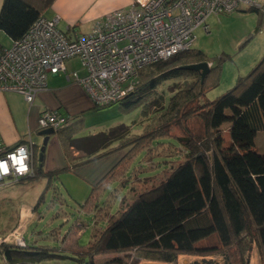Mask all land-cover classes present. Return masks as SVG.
Instances as JSON below:
<instances>
[{"label":"trees","instance_id":"trees-1","mask_svg":"<svg viewBox=\"0 0 264 264\" xmlns=\"http://www.w3.org/2000/svg\"><path fill=\"white\" fill-rule=\"evenodd\" d=\"M52 1L2 0L0 32L11 41L20 39ZM262 7H249L258 14L257 30L264 23ZM229 56L222 52L210 59L202 50L189 49L142 67L134 90L116 102L125 110L143 106L141 114L149 122L141 135L129 134L128 126L118 124L75 137L78 115L56 131L68 160H76L75 166L118 149L128 148L130 152L147 147V141L156 136L172 137L169 132L173 126L185 132L172 137L186 152L184 159L159 183L123 203L119 215L93 233L86 245L75 244L71 259L84 264H136L140 259L175 264L180 254L220 253L223 264H249L248 252L253 244L264 251V153L254 149L257 133L264 131V56L247 74L238 76L225 93L213 100L204 99L206 90L218 81L224 57ZM202 61L210 63L202 82L198 71L180 68ZM179 79H184L180 85L176 82ZM162 84L176 87L167 101L163 99L161 106L151 111L153 102L161 98L156 92ZM190 118L197 122L196 128L188 127ZM224 128L228 133L226 143L221 134ZM68 129L72 135L61 137ZM75 151L83 154L80 160L72 157ZM117 166L92 185L84 203L87 210L97 207L100 186L105 184L106 188L120 178ZM60 171L44 172L34 161L33 174L16 183L45 177L49 184ZM106 254L123 256L97 262ZM0 255L7 264H38L66 257L49 247L27 246L26 241L21 247L4 240L0 241ZM231 255L235 261L229 259ZM192 264L214 262L204 259Z\"/></svg>","mask_w":264,"mask_h":264},{"label":"rangeland","instance_id":"rangeland-1","mask_svg":"<svg viewBox=\"0 0 264 264\" xmlns=\"http://www.w3.org/2000/svg\"><path fill=\"white\" fill-rule=\"evenodd\" d=\"M100 4L101 2L97 0V2H92L91 6L97 8ZM219 26L220 28L214 25L210 33H206L202 27H198L195 30V40L191 46L192 50H203L210 59L215 58V54H220L223 51L230 55L224 57L219 67L218 81L204 94V99L208 100H213L225 93L234 85L232 83L235 82L238 75H245L251 70L255 58L257 60L264 55V44L258 41V35H254L249 43L242 44L243 40L234 46L235 39L241 33L243 25L229 23L223 19ZM0 43L5 47L10 45L9 37L3 32L0 33ZM187 81L189 82L190 79ZM176 82L180 85L184 79H179ZM175 87L176 84L171 87L165 84L160 85L157 88L156 96L161 98L153 102L151 111L159 108L163 99L167 101ZM148 100L150 99H146V101ZM122 107L121 103H114L88 112L83 123H77L78 130L83 127L81 132L74 136L94 134L118 124L128 126L129 134L141 135L149 122V119L143 118L141 114L143 106L137 105L128 110L122 109ZM111 121L112 123L109 124ZM108 124L110 126H105ZM187 125L192 129L196 128L198 124L190 118ZM184 134V130L177 126L171 127L169 132L170 136L176 138ZM221 134L226 143L228 140L226 128ZM69 135H72L70 129L63 131L61 137L66 139ZM172 137L150 138L147 141V147H136L130 152L128 148L119 149L123 151L118 159L116 169L120 178L109 183L106 188L103 184L97 189L98 203L97 207L92 210H87V206L84 205L90 188L88 189L80 182L79 176L73 171L76 164L75 159H71L67 165L68 168L58 172L49 184L45 177H39L26 185L0 183V241L10 240L12 237L14 240L17 238L19 242H22L21 235L27 246L49 247L55 253L66 256L38 264H84L81 260L71 259V256L74 255L72 248L76 245H86L91 239V232L97 234L106 227L109 220L119 215L123 203L129 201L140 191L159 183L173 166L184 159L186 152L182 150V147H178L177 140ZM37 138L39 139L40 136ZM254 149L259 153H264V131L257 133ZM36 159L37 156L34 157L35 162ZM3 196L10 197L6 199L7 197ZM24 205H29L30 208H28L26 216L21 218L19 209ZM24 208L26 209V206ZM114 256H123V254H106L99 257L97 262H104ZM204 259L211 260L214 264H223V256L220 253L205 256L180 254L175 264L201 263ZM229 259L235 261L232 255ZM130 262L128 261L127 264ZM248 263L264 264V251L257 249L255 244L248 252ZM0 264H7L2 255H0ZM136 264L172 263L138 260Z\"/></svg>","mask_w":264,"mask_h":264},{"label":"built area","instance_id":"built-area-1","mask_svg":"<svg viewBox=\"0 0 264 264\" xmlns=\"http://www.w3.org/2000/svg\"><path fill=\"white\" fill-rule=\"evenodd\" d=\"M241 5L260 6L257 0H130L129 7L97 18L86 34L61 31L58 17L41 15L20 39L0 46V91L17 92L31 104L49 75L64 73L85 90L93 107L116 103L134 90L142 67L191 49L195 30L207 31L210 15L230 13ZM73 57L83 75L67 72L66 61ZM70 122V116L45 109L37 129L57 131ZM34 146L30 131L12 147L0 140V183H16L33 174ZM20 237L22 242L12 237L4 241L25 246Z\"/></svg>","mask_w":264,"mask_h":264},{"label":"crops","instance_id":"crops-1","mask_svg":"<svg viewBox=\"0 0 264 264\" xmlns=\"http://www.w3.org/2000/svg\"><path fill=\"white\" fill-rule=\"evenodd\" d=\"M99 1L101 4L95 8L91 4L92 2H97V0H53L43 10L42 15L47 19L58 17L57 28L61 31H66L70 28L80 34H86L92 28L94 21L105 14V12L116 8H127L130 5V0ZM257 2L259 5L264 6V0H257ZM1 4L2 0H0V7ZM223 19L229 23L243 25L241 33L235 39L234 46L243 40L242 44L249 43L254 35H258V41L264 44V23H262L258 30L256 29L258 14L249 9L248 6L241 5L236 11L230 13L210 15L206 19L208 26L206 33H210L214 25L220 28L219 25ZM0 45L3 46L1 43ZM259 59H254V65ZM254 65L251 66L253 67ZM66 70L67 72L75 70L80 75L84 74L79 60L75 57L69 58L66 61ZM45 109H53L62 115L70 117L78 115V121L83 123L86 114L95 110V107L92 106L85 90L75 82L67 80L64 73L49 75L46 87L36 94L31 104H28L24 97L17 92L0 91V140L7 146L12 147L20 143L23 136L30 131L31 139L35 144L34 157L37 156L36 165H38V153L42 142V136L38 134L37 119ZM111 123L112 121L109 122V124ZM109 124L105 126H110ZM82 128L77 130V133H80ZM37 136H40V138L38 139ZM121 154H123V151L119 149L115 150L91 162L75 166L73 167V171L79 176L80 182L89 189L118 162ZM71 155L76 159L83 156L82 153L77 151ZM69 162L70 160L65 155L60 137L55 132L50 135L45 147L41 168L44 172L62 170ZM17 184L26 185V182ZM3 197H7L6 199H8L10 196ZM24 206H26V209ZM24 206L19 209V216L21 215V218L26 216L27 210L30 208L29 205ZM140 260L145 261L147 259Z\"/></svg>","mask_w":264,"mask_h":264},{"label":"water","instance_id":"water-1","mask_svg":"<svg viewBox=\"0 0 264 264\" xmlns=\"http://www.w3.org/2000/svg\"><path fill=\"white\" fill-rule=\"evenodd\" d=\"M210 64L208 62L202 61V62H195L190 64H185L180 66L182 69H188V70H194L198 71L200 73L201 82L203 81L205 75L209 71ZM56 131L52 128H46L39 130L38 134L42 136V142L40 144L39 153H38V168H41L42 166V159L45 147L47 145V142L49 140L50 135L54 134Z\"/></svg>","mask_w":264,"mask_h":264},{"label":"snow or ice","instance_id":"snow-or-ice-1","mask_svg":"<svg viewBox=\"0 0 264 264\" xmlns=\"http://www.w3.org/2000/svg\"><path fill=\"white\" fill-rule=\"evenodd\" d=\"M0 167H2V166H0Z\"/></svg>","mask_w":264,"mask_h":264}]
</instances>
